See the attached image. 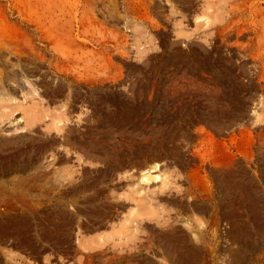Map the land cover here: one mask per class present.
<instances>
[{
  "label": "rangeland",
  "instance_id": "obj_1",
  "mask_svg": "<svg viewBox=\"0 0 264 264\" xmlns=\"http://www.w3.org/2000/svg\"><path fill=\"white\" fill-rule=\"evenodd\" d=\"M0 264H264V0H0Z\"/></svg>",
  "mask_w": 264,
  "mask_h": 264
},
{
  "label": "bare ground",
  "instance_id": "obj_2",
  "mask_svg": "<svg viewBox=\"0 0 264 264\" xmlns=\"http://www.w3.org/2000/svg\"><path fill=\"white\" fill-rule=\"evenodd\" d=\"M157 170H158V166H157V164H155L151 168H149L148 170L141 171L142 172V179L143 180H149V181H150V178H152V179H158L159 178V175L158 174H155V171H157Z\"/></svg>",
  "mask_w": 264,
  "mask_h": 264
}]
</instances>
